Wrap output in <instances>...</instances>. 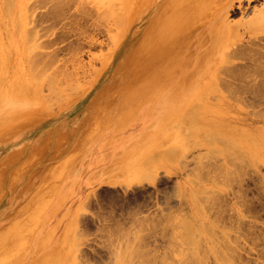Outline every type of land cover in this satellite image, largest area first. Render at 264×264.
Instances as JSON below:
<instances>
[{
    "label": "rangeland",
    "instance_id": "obj_1",
    "mask_svg": "<svg viewBox=\"0 0 264 264\" xmlns=\"http://www.w3.org/2000/svg\"><path fill=\"white\" fill-rule=\"evenodd\" d=\"M20 1L19 26L0 0V264H115L139 230L144 264H264V0H186L181 45L149 26L168 0H134L116 44L93 0Z\"/></svg>",
    "mask_w": 264,
    "mask_h": 264
},
{
    "label": "bare ground",
    "instance_id": "obj_2",
    "mask_svg": "<svg viewBox=\"0 0 264 264\" xmlns=\"http://www.w3.org/2000/svg\"><path fill=\"white\" fill-rule=\"evenodd\" d=\"M4 1V3H2L1 4V6H2V9L5 11V13H7V15L8 14H11L10 16H13V20L15 21V23H17L18 21H17V19H16V17H15V11H21V9L22 8H24L25 7V5H23L24 7H22V8H20V6H21V4L20 3H22V1H20V0H3ZM85 1H87V3L86 4H88V3H91V1L90 2H88L89 0H85ZM85 1H84V3H85ZM94 2H95V6H97V7H99V9H104V11L102 12L101 11V14L102 13H106L107 14V16L109 17L110 15L111 16H115V15H117L118 13H122V15H118L119 17H115L116 19L118 18V20H119V23H118V26H116L117 27V31H116V33L114 34V35H112V37H111V39H113V43L114 44H116L119 40H120V36H122L124 33H125V30H126V25H127V21L130 19V14H129V11L130 12H132V8H134L135 9V2H134V0H117V1H119L118 3L119 4H121V5H123V6H121L120 8H119V6H117L118 4H116V2L115 3H111L112 2V0H93ZM185 1V2H184ZM80 2H82L83 3V1H80ZM167 2V1H166ZM164 3V5L165 6H162V8H161V11H159V13H157V17L159 16L160 18L161 17H163V16H165L166 18L164 19V21H163V19H162V23L160 22L159 24L158 23H156L157 21L156 20H158V18L157 17H154L155 18V23L154 24H152L151 23V25L149 24V26L150 27H152V28H154L155 30H156V32L159 34V36H158V40L164 45V44H170V43H172V42H174V41H176V40H178V44L179 45H181V44H183L184 42H186V35L184 34L185 33V31H183V30H181V29H179L178 28V25H179V23L177 22V17L179 16V18H180V16L181 17H185V18H190V16H192V12H189L187 9H186V0H168V3ZM173 2V3H172ZM206 2H208V1H204V4L203 5H201V6H204L205 4H206ZM129 3V4H128ZM93 4V3H92ZM93 5V6H94ZM129 5V6H128ZM85 6V5H84ZM117 6V7H116ZM200 6V7H201ZM129 7V8H128ZM139 7V6H138ZM199 7V4H198V8L197 9H199L200 8ZM26 8V7H25ZM117 8H119V9H117ZM126 8V9H125ZM127 8H128V10H127ZM123 9H125V10H127L126 11V14L123 12ZM25 10V9H24ZM186 10H187V12H186ZM118 13H117V12ZM179 12V13H178ZM20 13H22V11L20 12ZM102 14V15H105L106 16V14ZM117 13V14H116ZM194 13V12H193ZM2 14V13H1ZM19 14V13H18ZM18 14H16L17 16H18ZM262 14V13H261ZM260 14V15H261ZM6 15V14H5ZM100 15V14H99ZM101 15V16H102ZM263 15V14H262ZM262 15H261V17H262ZM3 16V15H2ZM9 16V15H8ZM104 16V17H105ZM122 16V19H120V17ZM104 17L102 16L101 18L102 19H104ZM9 18V17H8ZM106 18L107 17H105V20H106ZM113 17H111L110 19H112ZM153 18V19H154ZM109 19V20H110ZM115 19V20H116ZM6 20V19H5ZM178 20H180V19H178ZM194 20V19H193ZM112 21V20H111ZM153 21V20H152ZM151 21V22H152ZM153 21V22H154ZM25 22V21H24ZM116 22V21H115ZM184 22H186V20L184 21ZM193 22V21H192ZM109 23H110V21H109ZM222 23H224V22H222ZM14 24V23H13ZM18 24V23H17ZM16 24V26H18ZM180 24H181V22H180ZM194 24V23H193ZM24 25V24H23ZM2 26V25H1ZM20 26V25H19ZM18 26V27H19ZM115 26V25H114ZM189 26H191V25H189ZM224 26V25H223ZM24 27V26H23ZM111 27H113L112 25H111ZM220 27V26H219ZM152 28H151V30H152ZM0 29H2V28H0ZM224 29V28H223ZM7 30V29H6ZM150 30V29H149ZM150 30V31H151ZM146 31H148V29L147 30H145L144 32H146ZM10 33V32H9ZM24 33V32H23ZM152 35H153V33L152 32H150ZM113 34V33H112ZM148 32H146L145 34H143L142 36L143 37H141V39L139 40V43H136L137 45H138V48H140L139 50H141V48H148L147 46H149V45H151L152 43H150L149 42V40H150V37H148ZM9 35V34H8ZM14 35V34H13ZM26 35L28 36V32L26 33ZM26 36V37H27ZM151 36V35H150ZM12 37V36H11ZM25 37V36H24ZM30 36H28V38H29ZM27 38V39H28ZM216 38V37H215ZM1 39H2V37H1ZM10 40H11V38H9ZM14 39V38H13ZM25 39V38H24ZM3 40V39H2ZM2 40H0L1 41V45H0V49L1 48H3V47H1L2 46ZM18 41V40H17ZM25 41V40H24ZM27 41H29V40H27ZM5 42V41H4ZM30 42V41H29ZM25 43V42H24ZM14 44V43H13ZM29 43H26V45H28ZM114 44H113V46H114ZM176 44V43H175ZM4 45V44H3ZM30 45V44H29ZM29 45L27 46V50H28V54H30V52L31 51H33L34 49V46H32V44L30 45V47H29ZM13 46V45H12ZM24 46V45H23ZM31 47H33L32 48V50H30L31 49ZM18 48V47H17ZM29 48V49H28ZM179 48H180V46H179ZM1 50H3V49H1ZM0 50V51H1ZM24 50V49H23ZM30 50V51H29ZM174 51V53H175V50H171V52L169 53V55H171V54H173L172 52ZM8 52V51H7ZM34 52V51H33ZM33 52H31V53H33ZM139 52V51H138ZM228 52V51H227ZM0 53H2V54H4V52L3 51H1ZM144 53V52H143ZM1 54V55H2ZM154 54H156L154 51L151 53V59H154L153 58V56H154ZM1 55H0V57H1ZM31 55V54H30ZM36 55V54H35ZM111 55V54H110ZM225 55H229V54H225ZM12 56V55H11ZM10 56V57H11ZM22 56H23V54H22ZM21 56V57H22ZM32 56H34V54L33 55H31V57L30 58H32ZM138 56V55H137ZM156 56V55H155ZM230 56V55H229ZM35 57V56H34ZM104 57H105V55H104ZM1 58H3V57H1ZM136 58H138V57H136ZM157 58L159 59V61L161 62V63H163L164 62V59H165V57L164 58H159L158 56H157ZM171 58V57H170ZM182 58V57H181ZM229 58V57H228ZM23 59V58H22ZM33 59V58H32ZM32 59H30V61L32 60ZM37 59H38V57H37ZM103 59V58H102ZM139 60H140V58H138ZM226 60H224V63H225V61H228L227 60V58H225ZM133 60V59H132ZM131 60V61H132ZM1 61H2V59H1ZM35 61V60H34ZM41 61V60H40ZM32 62H33V60H32ZM31 62V63H32ZM37 62H38V60H37ZM105 62V61H104ZM103 62V63H104ZM137 62L138 63H140L138 60H137ZM222 62H223V60H222ZM38 63H40V62H38ZM49 63V62H48ZM132 63V62H131ZM142 63L144 64V61H142ZM142 64V65H143ZM32 65H33V63H32ZM42 66L43 65H45V64H41ZM140 65V64H139ZM161 65V64H160ZM2 66H3V64H2ZM35 66V65H34ZM138 66V65H137ZM27 67V66H26ZM36 67H39L38 65L36 66ZM135 67V66H134ZM142 67V66H141ZM221 67H223V65H221L220 66V68ZM1 68V67H0ZM49 68V67H48ZM174 68V67H173ZM172 68V69H173ZM186 68V67H185ZM219 68V69H220ZM3 69V68H2ZM8 69V68H7ZM12 69V68H11ZM31 69V68H30ZM222 69V68H221ZM34 70H36V69H33V73H35L34 72ZM39 70V69H38ZM37 70V71H38ZM40 72H36L37 73V76L35 75V77L36 78H38L39 76H42L41 74V72H44L43 71V69H42V71L41 70H39ZM62 71V70H61ZM60 71V72H61ZM134 71H136V70H134ZM132 72V76L133 77H141V78H143L142 80H144V82H140V80H137V79H134V91L136 90V91H141V90H149V86L151 85V84H147V82H146V78H150V76H152L153 75V73H151V74H149V73H147V72H144L143 74L144 75H146L145 77H142L139 73H136V72ZM219 71V70H218ZM63 72V71H62ZM62 72L61 73H59V74H61V76H62ZM138 72V71H137ZM12 73V72H11ZM49 73V72H48ZM48 73H45V74H47L48 75ZM58 73V72H57ZM56 73V74H57ZM64 73V72H63ZM67 73V72H66ZM14 74V73H13ZM55 74V72L53 73V75L51 76L50 74V76L51 77H48V79L49 78H51V79H49V80H47V81H52V77L53 76H55L54 75ZM216 74L218 75V73L216 72ZM216 74H215V77H216ZM39 75V76H38ZM68 75V74H67ZM66 75V76H67ZM71 75H73V74H71ZM70 75V76H71ZM3 76H5V75H3ZM19 76V75H18ZM58 76L59 75H56L55 76V78H58ZM34 77V76H33ZM45 78L44 79H47L46 78V76H44ZM72 77V76H71ZM73 77H75L74 75H73ZM20 78V77H19ZM36 78H35V80H36ZM42 78L43 77H41V78H39V80L41 79L42 80ZM54 77H53V79H55ZM22 79V78H21ZM34 79V78H33ZM61 79V78H60ZM72 79H74V78H70V80H72ZM31 80V79H30ZM75 80V79H74ZM46 81V80H45ZM69 81V80H68ZM1 82V81H0ZM62 82V81H61ZM76 82V81H75ZM54 83H56L55 81H54ZM63 83V82H62ZM65 83V82H64ZM68 83V82H67ZM69 83H71V81H69ZM36 83H34V85H35ZM48 84H51V82L50 83H48ZM75 84V83H74ZM54 85L55 84H52V85H49V86H51V87H54ZM73 85V84H72ZM35 86H37V85H35ZM58 86V85H57ZM59 86H63V89H65L66 87H67V85L66 86H64L63 84L62 85H59ZM58 86V87H59ZM50 87V89H51V92H54L56 89H57V87H55L56 89L54 90V88H51ZM130 88H132V87H130ZM20 89V88H19ZM26 89V88H25ZM29 89V88H28ZM36 89V88H35ZM53 89V90H52ZM62 89V88H61ZM61 89L59 88L58 89V91L60 92V94L62 93L63 94V92H61ZM69 89H72V90H74L73 88H67V91H71V90H69ZM79 89V88H78ZM125 89L126 90H128V88H126V86H125ZM36 90H38V89H36ZM80 90V89H79ZM21 91V90H20ZM75 91V90H74ZM33 92V91H32ZM43 92V91H42ZM35 93H36V95H38V93H37V91H35ZM75 93V92H74ZM30 94V93H29ZM31 94H33V93H31ZM55 94V93H54ZM61 94V95H62ZM22 95V94H21ZM64 95V94H63ZM62 95V97L61 98H64V96ZM136 95V94H135ZM39 97V96H38ZM43 97V96H42ZM57 97V96H56ZM60 100H62V99H60ZM46 101V100H45ZM64 101V100H63ZM48 103V102H47ZM204 124V123H203ZM260 133V132H259ZM257 135H260L261 136V133L260 134H257ZM187 145V143L185 144V146ZM190 146V145H189ZM185 148V147H184ZM39 150V149H38ZM42 150V149H41ZM218 150V149H217ZM37 152H39V151H36V155L38 154ZM174 152V151H173ZM171 153H172V151H171ZM39 155V154H38ZM171 158H173L172 156H171ZM174 159V158H173ZM172 159V160H173ZM176 159H177V157H176ZM176 159H174V160H176ZM227 167V166H226ZM228 168V167H227ZM228 169H230V168H228ZM233 171V170H232ZM229 173V172H228ZM229 175H230V173H229ZM219 184V183H218ZM211 189V188H210ZM195 190V189H194ZM199 191V190H198ZM209 191V190H208ZM214 191H215V189H214ZM200 192V191H199ZM198 192V193H199ZM219 192H221V191H219ZM195 193H197L196 191H195ZM216 193V192H215ZM214 193V194H215ZM211 194V193H210ZM198 196V195H197ZM213 197V196H212ZM214 197H215V195H214ZM216 198L218 199V197L216 196ZM213 199V198H212ZM216 200V199H215ZM195 201V200H194ZM196 202V201H195ZM194 202V203H195ZM197 203V202H196ZM197 206H199V205H197ZM207 211V210H206ZM210 211H211V209H210ZM200 214L202 213V210L200 209ZM199 214V215H200ZM207 214V213H206ZM202 215H203V213H202ZM239 217L240 218H243V214L240 212L239 214ZM216 217V216H215ZM170 218V217H169ZM197 218V217H196ZM207 218H208V216H207ZM217 218V217H216ZM166 219V218H165ZM192 220V219H191ZM197 220H199V219H197ZM196 220V221H197ZM208 220H210V219H208ZM218 220V219H217ZM195 221V222H196ZM205 221V220H204ZM207 221V220H206ZM205 221V222H206ZM186 222V221H185ZM187 222H189V224L192 222H190V221H187ZM211 222V221H210ZM217 222V221H216ZM218 222H220V221H218ZM158 223V222H157ZM198 223H200L199 221H198ZM202 223H204V222H202ZM186 224V223H185ZM188 224V223H187ZM187 224H186V227H187ZM188 224V227H187V229L188 228H191V226L192 225H189ZM206 224H208L209 225V223L207 222V223H205L204 224V226L206 227ZM155 226H158V225H155ZM154 226V227H155ZM200 225H198V226H196L197 227V229H202V228H200L199 227ZM211 226H213V225H211ZM216 226V225H215ZM186 227H184V228H186ZM204 227V229H205V231L206 230H208V229H206ZM210 227V226H209ZM157 228V227H156ZM208 228V227H207ZM203 229V230H204ZM143 230V229H142ZM174 230V229H173ZM210 230V229H209ZM69 231V233H70V231H72V229L71 230H67L66 231V233ZM139 231H141V230H139ZM139 231H137V232H134L135 234H137L138 235V232ZM162 231V230H161ZM186 231V230H185ZM188 231V230H187ZM196 231V230H195ZM201 231V230H200ZM212 232H216L217 233V231H214V230H211ZM211 231H210V233H211ZM143 232H145V231H143ZM194 232V231H193ZM207 232V231H206ZM205 232V233H206ZM69 233H68V235H69ZM140 233V232H139ZM185 233V232H184ZM204 233V232H203ZM207 233H209V232H207ZM210 233H209V235H210ZM135 234H132L131 236L133 237V235H134V237L132 238L133 239V241L130 239V241H132L133 243H134V246L133 247H138L137 248V250L140 248V246H142L140 249H139V252H141V251H143V247H144V245H143V243L141 244V245H138V244H140L141 242L140 241H142V239L143 238H145V237H143V235L142 236H140V234H139V236L140 237H143V238H135ZM142 234V233H141ZM146 234V233H145ZM192 234V233H191ZM198 234V233H197ZM185 235V234H184ZM70 236H71V234H70ZM130 236V237H131ZM137 237V236H136ZM189 237V243H190V245L191 244H193L194 245V247L196 246V244H198L197 242H199V241H197V239H196V237L195 236H193V237H191V236H188ZM128 239H129V237H127ZM174 238V237H173ZM198 238H200L199 240H201V238L203 239V237L201 236V237H198ZM69 239H71V238H69ZM134 239H136V240H134ZM172 239V238H171ZM184 239V238H183ZM185 239H186V236H185ZM169 240H170V238H169ZM173 240V239H172ZM129 241V242H130ZM138 241V242H137ZM143 241H144V239H143ZM142 241V242H143ZM173 241H175V239L173 240ZM129 242H127V243H129ZM132 242H130L129 244H125V245H123L121 248L122 249H124L125 248V246H128L127 248L128 249H131V250H133L134 248H130L131 246H132ZM203 242V240H201V242H199L200 244H198V245H200V247H201V244H203L202 243ZM137 245H136V244ZM131 244V245H130ZM136 245V246H135ZM193 245H191L192 247H193ZM198 245H197V247H198ZM227 245V244H226ZM233 244H231V245H229V246H232ZM229 246H227V248L229 247ZM234 246V245H233ZM197 247H195V248H193L192 250L194 251L193 253H196V252H198V250H199V247H198V250L196 251V248ZM235 247V246H234ZM233 247V248H234ZM230 248H232V247H229V249ZM201 249V248H200ZM235 249H236V247H235ZM234 249V250H235ZM61 250V251H60ZM121 249H119L118 250V252H120L121 254H120V256H119V260H118V262H116L115 264H126L125 263V258H126V256L127 255H130L129 257L132 259V258H136L137 259V257H138V255H139V259H142V258H144L145 260L146 259H148L147 261H145L144 259L143 260H140L141 262H139V263H141V264H144V262H151L152 261V259L151 258H147V256H146V258H145V256L142 254V256H144V257H142L140 254L142 253H140V254H138V253H136V255H137V257H134L132 254L133 253H135V251H131V250H126V251H120ZM231 250V249H230ZM58 251L59 252H62L63 250H62V248L60 249H58ZM58 251H55L56 252V254L54 253L53 254V256H51L53 259L52 260H56L57 262L56 263H54V264H69L70 263V258L72 257L71 255V257L70 258H65V255L64 254H66V252L64 253V252H62V254H58L59 252ZM69 251V250H68ZM196 251V252H195ZM70 252V251H69ZM117 252V253H118ZM203 253V252H202ZM202 253H199L200 255H206L204 258L206 259L207 258V256H209V255H207V253H205V254H202ZM221 252H219V254H220ZM235 253V252H234ZM186 254V253H185ZM196 254H198V253H196ZM131 255H132V257H131ZM223 255V253L221 254V256ZM220 256V255H219ZM218 256V258H220ZM51 257H48V258H44L45 260H43L42 261V263H40V264H50L51 262H53L50 258ZM141 257V258H140ZM195 257V256H194ZM223 258H220V259H224V257L226 258V256L225 255H223L222 256ZM129 258V259H130ZM184 261H182L180 264H186V256H184ZM190 258H191V256H190ZM204 258H202V263L201 264H203L204 262H206L207 260H205ZM199 259V258H198ZM203 259H204V262H203ZM150 260V261H149ZM192 260V259H191ZM191 260H189L190 262L189 263H193V264H197V262H198V260H196V258H195V260H196V262H195V260H194V262H191ZM200 260H201V258H200ZM142 261H144V262H142ZM225 261V260H224ZM72 262V261H71ZM130 262V261H129ZM200 262L201 261H199L198 263L200 264ZM222 262H223V260H222ZM128 263V262H127ZM145 263V264H146ZM167 264H170V263H167ZM204 264H207V263H204ZM223 264V263H222Z\"/></svg>",
    "mask_w": 264,
    "mask_h": 264
}]
</instances>
